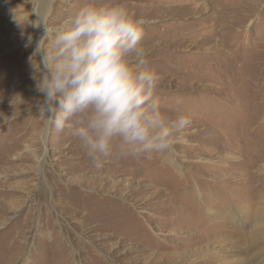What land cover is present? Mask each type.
<instances>
[{
  "label": "rangeland",
  "instance_id": "374dc122",
  "mask_svg": "<svg viewBox=\"0 0 264 264\" xmlns=\"http://www.w3.org/2000/svg\"><path fill=\"white\" fill-rule=\"evenodd\" d=\"M87 2L0 0V264H264V0H115L147 21L162 114L191 124L100 169L37 115L27 43Z\"/></svg>",
  "mask_w": 264,
  "mask_h": 264
},
{
  "label": "clouds",
  "instance_id": "9594fccd",
  "mask_svg": "<svg viewBox=\"0 0 264 264\" xmlns=\"http://www.w3.org/2000/svg\"><path fill=\"white\" fill-rule=\"evenodd\" d=\"M123 3L88 0L57 26L33 25L35 105L46 128L71 131L97 169L118 151L166 155L191 124L166 118L156 97L158 73L143 44L145 25ZM38 57V60L35 59Z\"/></svg>",
  "mask_w": 264,
  "mask_h": 264
}]
</instances>
